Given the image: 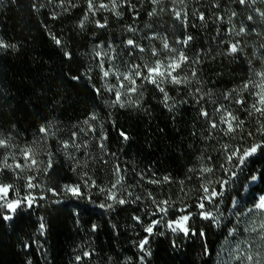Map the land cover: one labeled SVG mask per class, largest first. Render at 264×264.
<instances>
[{"label":"trees","instance_id":"1","mask_svg":"<svg viewBox=\"0 0 264 264\" xmlns=\"http://www.w3.org/2000/svg\"><path fill=\"white\" fill-rule=\"evenodd\" d=\"M91 5L0 0V41L9 45L0 48V139L8 144L0 185H11L0 199V264H239L237 250L248 251L253 236L244 229L261 219L243 213L264 196V115L252 107H264V0ZM232 44L240 50L231 53ZM180 52L188 60L173 75L187 82H164L166 102L142 78L131 93L123 76H103L134 65L147 74L145 64ZM228 112L243 121L231 135L221 123ZM254 144L261 147L240 163ZM29 148L34 165L23 154ZM205 184L223 194L205 199ZM16 200L12 211L6 205ZM183 216L187 234L168 228Z\"/></svg>","mask_w":264,"mask_h":264},{"label":"snow or ice","instance_id":"2","mask_svg":"<svg viewBox=\"0 0 264 264\" xmlns=\"http://www.w3.org/2000/svg\"><path fill=\"white\" fill-rule=\"evenodd\" d=\"M159 0H153V3H158ZM181 2H183V0H181ZM239 2L241 4H244L246 2V0H239ZM92 5H91V0H89V8L91 9ZM101 7H107L106 5H101ZM115 9V0H113V10ZM117 15H119V13H116ZM175 15L177 18L180 17V12H175ZM233 15H235V13H233ZM261 15H264V13H262ZM84 19H87V16H85ZM201 19H203V16L201 15ZM249 19H251V17H249ZM100 27H103L104 25H99ZM81 27H83V22H81ZM245 29L242 27L240 29V33H237L238 35L241 33H244ZM53 39L55 40L56 44L59 45L61 42L59 39H56L55 37H53ZM191 37H188V40H190ZM188 40L183 41L184 44H187ZM128 45H133L135 47H138V45H135V42L131 39H129L127 41ZM9 47V45L4 44L2 41H0V48H7ZM14 47V46H12ZM163 48L165 50H169V45L167 42H164L163 44ZM240 49L238 48L237 44H232L230 47V52L231 53H236L238 52ZM141 52L144 51V49H140ZM170 51H175L174 49L170 50ZM152 55L153 56H157L158 52L153 49L152 50ZM188 60V57L184 55L183 52H180L177 56H170L167 59V63H165L162 60L157 59L155 61L154 64H152L151 66H149L148 64L144 65V68L146 69L147 74H144L142 71H140V65H134L132 69L129 70V72L127 73H119V72H111L110 70H105L103 72V76L104 77H108L110 74H114L116 75V78L119 80L121 78V76H123L124 80H127L129 85H131V87L128 88V92L131 93H135L137 91V85H136V78H142L143 80L147 81L148 83L154 84L156 85V87L159 89L160 92L164 93V100L165 102L169 99L167 92H165V89L163 87H161V85L164 82H170L172 84L175 85H179L181 83H185L187 82V77L181 79L180 77L173 75L174 72H176L178 69H180L182 67V65L184 63H186ZM195 75V72H193V76ZM261 75H264V73H262ZM73 79H78L77 77H74ZM121 86H123V83H121ZM245 88L248 87V85H244ZM262 87V91L261 93H258L259 95V104L264 105V85L261 86ZM109 90L111 91L112 89L109 88ZM116 103H121V92L117 91L116 92ZM237 103L243 104V100H238ZM121 106L123 107V103H121ZM257 112H260L261 115H264V107H257L255 104L252 106ZM219 111V109L217 110ZM202 115L204 116H208L207 112H202ZM92 119H96L95 115H93L91 117ZM85 123H87V121H85ZM221 123L225 124L227 127L225 129H223L224 134L225 135H231L232 133H235L238 129H242L243 126V121L239 120L238 117L234 116L231 112H228L226 116H222L221 117ZM212 128H216L217 124L216 123H212L211 125ZM40 131L42 133L47 134L48 129H46L45 127L41 126ZM260 131L262 132V134H264V125H261V129ZM122 136H124L123 133H121ZM249 135H251V133H249ZM125 139H127L126 136H124ZM7 141L4 139H0V147H7ZM64 147H68L67 144L64 145ZM223 147L225 149L228 148V145H223ZM261 145L260 144H254L251 148L249 149H245L244 153L242 156H239L238 159L240 160V163H243L244 158L255 153L257 151L258 148H260ZM239 152V149H236L235 151H233V153L231 155H229L227 157V159L229 161H231V159L233 158V156H236L237 153ZM32 153V149H27L24 151V156L26 159H31V163L34 165L36 164V160L34 158H32L31 156ZM51 166V162L49 161V167ZM5 167L11 168L12 165H8L5 162ZM21 165L20 164H16V168H20ZM117 174L119 173V168L117 167L116 169ZM189 171H192V169H189ZM202 173H210L212 172V168L210 167H204L201 169ZM169 178L168 177H164V180L167 181ZM253 179H256L255 177H253ZM155 182V181H153ZM116 183H120V180L117 179ZM183 183V182H181ZM226 183V182H225ZM33 185L31 183H29L28 187H32ZM203 191L206 194V196L204 197L205 199H209L211 200L213 197H216L217 195H222L223 193H217L215 190L210 191L207 184L203 185ZM11 188V185H0V199H4L9 190ZM65 189L68 192H71L73 195H80L79 192V186H69V185H65ZM112 199H115V197H111ZM21 201L16 200V201H12V202H8L7 203V207L9 209H11L12 211H15V209L20 205ZM32 201L31 199L28 200V204L29 206L31 205ZM119 203L123 204L125 203L124 200H120ZM163 203H167V201H164ZM235 201L233 202V205L235 206ZM200 208H204V204L200 203L199 205ZM161 211H165V209H160ZM255 211L256 214L258 216L261 217V219L259 220V223H257V221L255 219H250L248 226L244 229L247 232H259L260 236L259 238L264 241V196L259 198V201L254 205V209L250 208L248 209L247 213H243V215H247L248 213H251ZM202 215L204 216V218H211L212 217V213H202ZM11 217H5V219H10ZM139 219V218H137ZM189 217L188 216H183L180 218L179 221H176V225L178 228H180L182 231L185 232V234H187L188 232V228L186 227V222L188 221ZM43 224L41 225V229H43ZM173 231H176V228L172 229ZM146 231L148 233L152 232V227L149 226L148 228H146ZM236 229L233 228L230 230V234L232 232H235ZM147 243V240H145L143 243H141L140 247L143 248L144 244ZM239 247V245H237V248ZM85 255H87V253H85ZM237 259H239V257H236ZM245 259L249 262V264H251V261L253 260V256L251 253H249ZM256 264H259V260H257Z\"/></svg>","mask_w":264,"mask_h":264},{"label":"rangeland","instance_id":"3","mask_svg":"<svg viewBox=\"0 0 264 264\" xmlns=\"http://www.w3.org/2000/svg\"><path fill=\"white\" fill-rule=\"evenodd\" d=\"M180 220V219H179ZM188 221L186 222L187 227ZM169 229L176 228L177 230L174 232H180L182 231L180 228L177 227L176 223H171L168 227ZM173 231V230H172ZM260 233L255 232L253 233V236H251V241H249L247 245L248 251L241 252L242 247H239L237 251H239V257H240V263L239 264H249V262L245 259V257L251 253L253 256V260L251 261V264H256L257 260H259V264H264V241H262L260 238Z\"/></svg>","mask_w":264,"mask_h":264}]
</instances>
